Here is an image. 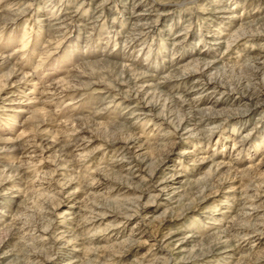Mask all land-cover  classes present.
<instances>
[{"label": "rangeland", "instance_id": "obj_1", "mask_svg": "<svg viewBox=\"0 0 264 264\" xmlns=\"http://www.w3.org/2000/svg\"><path fill=\"white\" fill-rule=\"evenodd\" d=\"M263 89L264 0H0V264H264Z\"/></svg>", "mask_w": 264, "mask_h": 264}, {"label": "bare ground", "instance_id": "obj_2", "mask_svg": "<svg viewBox=\"0 0 264 264\" xmlns=\"http://www.w3.org/2000/svg\"><path fill=\"white\" fill-rule=\"evenodd\" d=\"M203 66H207V64L205 63ZM264 90V89H263ZM252 92V91H251ZM263 93V92H262ZM249 96V95H248ZM254 96V97H253ZM257 96H260L259 93L254 92L249 96V99L256 98ZM258 98V97H257ZM258 101V100H257Z\"/></svg>", "mask_w": 264, "mask_h": 264}]
</instances>
